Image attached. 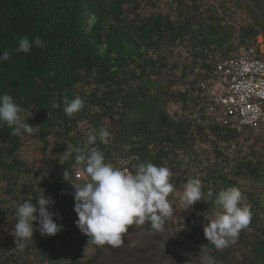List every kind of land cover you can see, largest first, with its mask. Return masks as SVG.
Returning <instances> with one entry per match:
<instances>
[{
  "label": "trees",
  "instance_id": "trees-1",
  "mask_svg": "<svg viewBox=\"0 0 264 264\" xmlns=\"http://www.w3.org/2000/svg\"><path fill=\"white\" fill-rule=\"evenodd\" d=\"M259 34L244 0H0V264H91L95 239L159 227L264 264V125L248 148L189 118L214 64ZM119 158L118 221L97 179Z\"/></svg>",
  "mask_w": 264,
  "mask_h": 264
},
{
  "label": "built area",
  "instance_id": "built-area-1",
  "mask_svg": "<svg viewBox=\"0 0 264 264\" xmlns=\"http://www.w3.org/2000/svg\"><path fill=\"white\" fill-rule=\"evenodd\" d=\"M261 41V42H260ZM264 37L259 34L257 43L247 41L235 57L218 60L211 78L203 85V101L197 110L189 113L193 123L206 118L244 135L246 129L258 131L264 125ZM116 169L100 172L97 185L103 201L117 220L131 211V197L127 183L131 177L127 158H119ZM76 171V178L82 179Z\"/></svg>",
  "mask_w": 264,
  "mask_h": 264
},
{
  "label": "water",
  "instance_id": "water-1",
  "mask_svg": "<svg viewBox=\"0 0 264 264\" xmlns=\"http://www.w3.org/2000/svg\"><path fill=\"white\" fill-rule=\"evenodd\" d=\"M244 1L264 19V0ZM97 246L100 254L91 264H227L209 246L169 227L117 234Z\"/></svg>",
  "mask_w": 264,
  "mask_h": 264
},
{
  "label": "rangeland",
  "instance_id": "rangeland-1",
  "mask_svg": "<svg viewBox=\"0 0 264 264\" xmlns=\"http://www.w3.org/2000/svg\"><path fill=\"white\" fill-rule=\"evenodd\" d=\"M165 7H161L160 9H163ZM261 42V41H260ZM262 51L264 53V43L262 45ZM174 109H177V106L176 105H173L172 106V109L171 110H174ZM248 135L245 134L244 135V140H246V143L248 144V148L250 147V145H253L254 141L253 139L249 140V137H247ZM255 144V143H254ZM187 206L184 204L182 205H178L177 207V210L182 214L180 217L181 218H184L185 217V211H186V208ZM119 221V220H118ZM118 221H115V222H118ZM74 231H77V237L79 236L81 238V236L83 235H86L88 234V227L86 225H81V226H76L74 229ZM134 232V231H138L134 228H128L125 232L121 231L120 229H118L116 232L114 233H110V235L104 237V238H100V239H95L90 245L86 246L85 249H84V252L82 254V260H87L89 259V257H91L92 255H94L96 252L99 251L98 249V243H100V241L104 240V239H107L109 237H112L114 235H117V234H124V233H127V232Z\"/></svg>",
  "mask_w": 264,
  "mask_h": 264
}]
</instances>
